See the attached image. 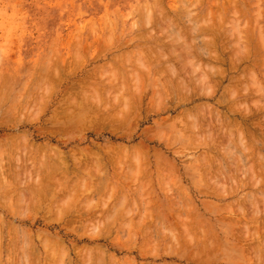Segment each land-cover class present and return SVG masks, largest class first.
<instances>
[{
    "label": "rangeland",
    "instance_id": "1",
    "mask_svg": "<svg viewBox=\"0 0 264 264\" xmlns=\"http://www.w3.org/2000/svg\"><path fill=\"white\" fill-rule=\"evenodd\" d=\"M50 263L264 264V0H0V264Z\"/></svg>",
    "mask_w": 264,
    "mask_h": 264
},
{
    "label": "bare ground",
    "instance_id": "2",
    "mask_svg": "<svg viewBox=\"0 0 264 264\" xmlns=\"http://www.w3.org/2000/svg\"><path fill=\"white\" fill-rule=\"evenodd\" d=\"M157 20H158V19H157ZM204 117H205V116H204ZM243 138H244V137H243ZM213 139H214V138H213ZM215 147H216V146H215ZM97 190H98V189H97ZM50 195H51V194H50ZM77 197H79V196H77ZM61 198H62V197H61ZM63 198H64V197H63ZM83 200H84V199H83ZM74 201H75V200H74ZM57 206H58V205H57ZM65 211H66V210H65ZM180 217H181V216H180ZM72 218H73V217H72ZM262 220H263V219H262ZM50 226H51V225H50ZM194 226H195V225H194ZM88 227H89V226H88ZM121 227H122V226H121ZM190 229H191V228H190ZM20 232H21V231H20ZM187 232H188V231H187ZM191 234H192V233H191ZM193 235H194V234H193ZM163 236H164V235H163ZM224 236H225V235H224ZM225 237H226V236H225ZM203 238H204V237H203ZM80 239H81V238H80ZM82 239H83V238H82ZM43 240H44V239H43ZM47 240H49V239H47ZM55 240H56V239H55ZM97 240H98V239H97ZM53 241H54V240H53ZM146 241H147V240H146ZM47 242H48V241H47ZM29 243H30V242H29ZM49 243H50V242H49ZM55 243H56V242H55ZM90 243H92V241H90ZM195 243H196V242H195ZM198 243H199V242H198ZM30 244H31V243H30ZM33 245H34V244H33ZM51 245H52V243H51ZM53 245H54V243H53ZM53 245H52V246H53ZM57 245H58V244H57ZM256 245H257V244H256ZM14 246H15V245H14ZM26 247H27V246H26ZM26 247H25V248H26ZM48 247H49V246H48ZM59 247H60V246H59ZM27 248H28V247H27ZM43 248H44V247H43ZM45 248H46L47 250H49V248H47V246H46ZM55 248H56V247H55ZM55 248H54V249H55ZM60 248H61V247H60ZM214 248H215V247H214ZM62 249H63V248H62ZM26 250H27V249H26ZM28 250H29V249H28ZM28 250H27V251H28ZM206 250H207V249H206ZM27 251H26V252H27ZM44 251H45V250H44ZM55 251H57V250L55 249ZM62 251H63V250H62ZM62 251H61V252H62ZM76 251H77V250H76ZM200 251H201V250H200ZM45 252H47V251H45ZM49 252H50V251H48V253H49ZM28 253H29V251H28ZM30 253H31V252H30ZM44 254H45V253H44ZM59 254H60V253H59ZM62 254H63V253H62ZM24 256H25V255H24ZM45 256H46V255H45ZM156 256H157V255H156ZM46 258H47V257H46ZM27 259H28V257H27ZM52 259H53V258H52ZM44 260H45V258H44ZM78 260H79V259H78ZM81 261H82V260H81ZM76 262H77V261H76ZM12 263H13V262H12ZM50 264H52V263H50Z\"/></svg>",
    "mask_w": 264,
    "mask_h": 264
}]
</instances>
